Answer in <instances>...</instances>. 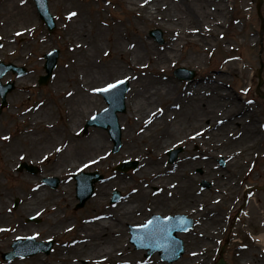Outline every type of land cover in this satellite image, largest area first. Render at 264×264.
<instances>
[{
    "label": "bare ground",
    "instance_id": "6f19581e",
    "mask_svg": "<svg viewBox=\"0 0 264 264\" xmlns=\"http://www.w3.org/2000/svg\"><path fill=\"white\" fill-rule=\"evenodd\" d=\"M70 1L79 4L78 0ZM64 2L65 0H54L53 6L62 5ZM119 3L132 15L129 26L133 30L130 32L123 26L121 20H115L104 27L100 19H93V26L89 29L86 16L75 7L64 11L65 17L69 18V13L72 12L76 15L69 18L67 25L63 26L65 33L61 38L64 39L71 58L67 68L59 73L56 85L61 92L66 93L68 109L62 134V152L51 170L57 176L68 175L105 157L106 150L111 146L108 131L95 128L89 131L88 136L82 137L80 128L84 120L103 105L92 94L93 83L114 78L115 75L130 76L132 80L126 99L128 109L124 116H120V122L122 124L123 120H131L134 131L126 129L123 132L119 158L124 155L132 156L136 148L141 147L144 154L152 156L145 160L155 162L143 167L149 168L150 172L142 170L135 175L140 179L153 178L149 184L162 187L163 192L154 197L148 194L151 193L149 189L138 190L136 194L129 195L127 200L115 206L118 208V214L113 221L104 218L95 223L96 227L83 226L80 233L86 234L87 237H75L78 243L70 248V255L67 257H72V261L69 264H78L75 258L81 254H88L85 258L98 264H141L139 258L141 253H128L132 250L130 245L125 241V237H117V233L126 236V225L136 223L138 211H142V214L146 212L147 200H150L152 203L150 209H153L162 205L161 203H168L170 196L186 201L191 193H197L198 178L192 176L190 163L184 160L173 170H169L170 165L165 163L167 158L163 156V151L174 142L179 144L189 142L190 145L195 144L196 149H200V154L197 152L199 156L194 154V161H189L194 167L202 166L204 152L224 156L229 161L227 175L218 167L216 169L217 176L228 181L220 193L223 198L225 193L232 195L235 189L231 186L236 183L238 174L251 163L259 142L261 130L256 123L258 115L255 109H248L245 104L238 102V94L233 96L224 89L225 81L216 74L219 70L212 71L207 79L193 80L180 85L176 80L161 76L167 68V63L170 65L177 59L178 50H183L185 46L193 45L197 52L195 55L180 56L188 61L193 58L197 62L202 61L204 57L201 49H207L215 38L222 36L224 21L231 12L230 0H147V2L119 0ZM249 3L250 0H242L245 9ZM2 12L5 34L16 30L23 32L35 27V16L28 0H5ZM140 23L159 25L167 33L170 42L162 52L156 51L150 40L140 36L143 34ZM83 35L90 37L89 44L81 38ZM39 39L42 40L43 35ZM101 54L104 57L100 56ZM222 69L236 71L238 65L234 60H230L223 64ZM176 89L182 90L180 95L171 92ZM160 99L167 102V105L162 109L152 107ZM42 106L33 112L31 118L21 116L19 119L29 123L21 132L22 140L19 142L27 144L31 149L47 132L37 124V121L43 118L38 113L44 115L50 111L46 101ZM208 117V123H205ZM39 129L45 132H38ZM48 131L52 136L51 129ZM155 145H160V148ZM18 146V143L7 146L6 154L17 150ZM51 152L52 150L45 151L42 157H48ZM92 154L94 156H91ZM13 159L16 160L14 153L4 156L3 159V165L8 167L5 170L8 175L14 166ZM221 180L218 182H222ZM122 181L119 178L118 182ZM112 183L108 180L103 184L104 187L101 186L103 187L101 196L95 199L96 204L100 205V199L108 200ZM62 191L65 192L62 194L63 197L64 194L69 195L68 190ZM7 197L8 193L2 190L0 232L3 235L11 229V218L7 214L9 205ZM44 197L43 190L39 189L34 191L28 200L36 203ZM219 200L220 196L216 195L207 203L208 196L206 197L205 193L201 196L195 194L192 200L197 208L201 207L202 216L209 220L210 231L221 221L220 206L217 205ZM29 203L30 201H27L23 205L22 214H26ZM27 229L13 231L11 235H7L3 245L8 246L11 238L27 236L29 234ZM208 240L212 242L210 237H202L197 245L193 243L188 254L192 261L190 264L203 262L205 254L200 251L210 248ZM249 249V252L244 253L245 263L252 262L255 259L253 256L264 255V233L249 245ZM126 252L128 257L124 254ZM187 260L189 261V258ZM147 264L171 263L161 262L154 256Z\"/></svg>",
    "mask_w": 264,
    "mask_h": 264
},
{
    "label": "rangeland",
    "instance_id": "374dc122",
    "mask_svg": "<svg viewBox=\"0 0 264 264\" xmlns=\"http://www.w3.org/2000/svg\"><path fill=\"white\" fill-rule=\"evenodd\" d=\"M53 1L54 0H49V8L56 20V28L53 31H49L44 21L40 19L34 0H28V4L31 6L35 16V27L33 29L26 28L28 30L23 32L16 30L5 34L3 28L5 20L3 19L4 14L2 12L5 0H0V40L2 41L0 60L6 63L15 62L28 69V74L23 78L18 79L16 75L13 74H7L3 78L4 82L11 79L15 80L16 88L9 93L7 98L8 104L3 108L0 114V192L4 190L5 193L7 192L9 195V197H7L9 204L7 214L11 218V229L6 235L0 233V264H5L1 252H5L11 248L10 244H12L14 238L11 239L8 248L2 244L5 243L7 235L11 234L14 230L22 231L28 228L27 230L29 234H31L32 230L34 231L36 229L41 232V237H39V239H45L47 237L55 238L53 250L49 255L39 254L34 256L35 258L13 260V262L19 261L18 264H45L46 261H48L49 264H69L72 261V257L67 256L70 255V248L76 243L75 237L79 234L81 222L75 219L79 217L78 214L74 213V206L76 203L74 198L75 188L71 175L60 176L62 184L57 189L47 187L44 189L40 188L42 180L38 178L40 175H31L25 169H23V171L18 169V165L25 161L37 165L41 170L39 173H44L46 175L54 174L51 169L54 162L59 160L62 152V134L67 121L68 100L66 93L61 92L56 84L59 73L67 68L71 58L65 47L64 39H61L65 33V27L63 26L67 25L69 20L68 17L64 16V11L75 7L78 12L86 16L89 29L93 26V19H100L104 27H107L108 24H111L115 20H121L123 26H125L129 32L133 30V28L129 26L132 15L130 11L122 7L119 0H78L79 4H75L70 0H65L62 5H57L56 7L53 6ZM229 5L231 12L224 21L222 36L215 38L212 44L207 46V49H201L204 57L202 61L197 62L195 58L188 61L180 56V54H183V56L195 55L197 52L196 47H193V45L185 46L183 50H178L179 57L177 59H174L170 65L167 63V68L163 71L164 73L161 76L169 80H176L177 84L180 85L187 83L189 80H179L174 75L173 71L178 66H184L196 71V76L193 80L207 79L212 71L219 70L216 74L221 76L225 81L226 85L224 89L233 96L238 94V102L245 104L248 109H255L258 115L256 123L261 130L259 142L251 163L238 174L236 183L231 186L232 189H235L232 191V195L229 196L228 193H225L223 195L225 198L221 197L220 193L226 184H228V181L221 180L222 177L216 174L217 167L219 170H222V172H226V175L228 174L229 166L227 165L229 161L225 160L224 156L209 155L202 151L204 152L202 156H205L203 164L201 167H194L189 161H194V154H197V152L200 154L201 152L200 149L195 148V144L190 145L189 142L179 144L174 142V144L168 147H176L178 145L185 146L178 160L173 163L165 162L170 165L168 169L173 170L174 167L184 162V160L190 163L192 176H197L198 178L196 182L197 193L195 194L201 196L205 193L206 197L208 196L207 203L216 195H219L220 201H218L217 205L220 206L219 214L221 216L219 225L215 226L214 230L210 231L209 220L205 217L201 219V212L203 211L200 210L201 207H196L195 202L192 201L195 194L191 193L188 196L190 201L187 205L193 206L195 225L190 232L180 235L185 243V253L173 264H190L192 261L190 260L191 257L188 256L189 249L191 250L194 242V245H197L202 237H210L212 242L208 240L210 248L200 251L203 252L205 256L203 257V262L199 264H215L222 252H224L228 264H264L263 254L253 256L255 259L250 263L243 262V260L245 261L244 253L250 251L249 245L253 242L252 238H259L264 233V0H250L247 6L248 10L245 9V5L242 4V0H235L233 8V0H230ZM140 26L143 29V34H140V36L150 40L156 51L162 52L165 46L170 42L167 33L156 24L145 25L140 23ZM152 29H159L162 32L164 43H159L156 38L150 34ZM41 35H43L42 40L39 39ZM81 38L86 44H89L91 40L89 36L86 37L83 35ZM53 49L60 50V56L53 76L46 85H38L39 76L44 74V54ZM100 56L104 57L103 54ZM229 60H234L237 63L238 70L223 71L222 67L224 62ZM81 73L80 71L79 74ZM123 79H127L129 82L132 80L130 76L115 75L114 78L98 80L93 83L94 88L92 94L103 104L101 107L97 108L93 114L106 107L105 100L98 91H94V89L104 88L109 83H114L117 80ZM181 91V89H176L171 92L180 95ZM43 101L47 102L50 111L44 115L38 113V115L43 116V118H41L42 120H38L37 124L45 128L47 132L45 136L32 147V149L35 148L33 151L27 144H23L22 142V144H20L19 142L22 140L21 132L29 125L28 122H23L19 119H21V116L30 117L34 114L33 112L35 110L43 107ZM166 105L167 102L160 99L157 100V103L153 104L152 107H159V109H162ZM158 114L160 115V113ZM124 115L125 113H120L119 116ZM87 119L88 118L84 120L80 128H84ZM208 120L209 117L205 119L204 122L208 123ZM48 129H51L53 133L52 136L48 134ZM92 129H95V127L90 130ZM96 129L102 130L98 127H96ZM126 129L134 131L131 120L122 121V141L123 132H125ZM42 131L41 129L38 130V132ZM89 131L87 134L82 132V137L88 136ZM5 137H7V139H5ZM176 139L177 138H175V140ZM13 143H18L19 146L17 150L12 153L9 152L11 155L14 153L16 160L13 159L12 163L14 166L8 175L5 171L7 166L3 165V159L4 156L10 155L6 154L8 152L6 150L8 149L7 146H11ZM155 146L160 148V145ZM167 149L163 151V156L165 157L168 151ZM49 150H52L51 156L42 157L45 151ZM106 151L105 157L102 158L101 162L94 163L93 168L102 171L108 167V171L112 172V165L114 169L117 163L126 158L140 159L142 167L155 162L154 160L151 162L145 160L147 157L152 158V156L144 154L141 147H137L132 156L124 155L121 158H119L120 150L116 153H112L109 147ZM199 154L196 156H199ZM91 156H94V154ZM154 157L156 158V156ZM221 160H223L224 165H222ZM142 170L149 171L150 169L145 167L142 168ZM142 170H139L138 173H141ZM113 172L115 173L116 171L114 170ZM136 172L137 171L130 170L128 172L118 173L126 179V182L129 181L127 182L129 183L127 184V190L149 189L152 192L153 187H156L160 191H163L162 187L157 185L151 186L149 184L153 178L140 179L135 175ZM219 180L222 182L219 183ZM69 181V185L64 184ZM117 183L120 185L121 182ZM38 188L43 190V195H45V197L36 203L33 200H28L34 193L32 192L33 189ZM63 189L68 190L69 195L64 194L63 197L62 194L65 193L62 191ZM16 198H19L21 203L14 209L13 205ZM1 201L2 200H0V203ZM27 201H30L29 208H27L26 214H22V207ZM43 208H45V210H42ZM35 211L43 212L41 216L42 222L36 225L38 229L36 226H34L35 228L29 226L30 223L27 221L31 213ZM98 212H101V210H98ZM68 213H70L72 220L64 218H62V220L59 219L60 217H65L64 215ZM1 223L2 222H0V224ZM71 223H74L75 228L71 232H66V226ZM202 230L205 232L209 231V233H205ZM191 238H194V240L192 241ZM124 239L132 249L128 251V253H141L139 257L141 264L150 262L151 258L154 256H156L158 260H161L157 254L146 258L143 251L134 249L129 242V237H125ZM241 246H247V248L243 250ZM261 247L262 245L259 246V248ZM124 254L128 257L127 252ZM86 255L88 254H81L75 258V261H78V264H87V262L84 261V258L87 257ZM250 256L252 255L250 254ZM39 257H42L40 258L42 261H38L40 260ZM188 258L189 261L187 260ZM43 259L47 260L44 261ZM90 263L92 264L91 261Z\"/></svg>",
    "mask_w": 264,
    "mask_h": 264
},
{
    "label": "water",
    "instance_id": "95a60500",
    "mask_svg": "<svg viewBox=\"0 0 264 264\" xmlns=\"http://www.w3.org/2000/svg\"><path fill=\"white\" fill-rule=\"evenodd\" d=\"M45 3L46 1L45 0H38V4H39V7H40V10L42 11V15L44 17H46L49 21V26L50 28H52L53 26V23H52V20H51V17L50 15L48 14L47 12V9L45 7ZM56 55L57 53L52 57L50 58L49 62H48V72L50 73L53 66L55 65V62H56ZM1 66V65H0ZM9 67L13 68L14 70H16V67L10 65ZM1 70V69H0ZM2 71H4V69H2ZM1 72V71H0ZM48 77H43L42 78V81H46ZM11 87L8 86V89L7 88H3L0 86V91L2 93V95L4 96V92H6L7 90H9ZM109 101H110V104H111V107L108 111H106L105 114L110 115L109 119H108V122L112 124V128H111V131L113 132V134H115L116 137L119 136L120 132H119V127L116 125V117H115V114H116V111L117 110H121L123 108H120L121 106H123V95H121V99L120 101L117 103V105L115 104L114 101H112V99L110 98V96L107 94V96ZM104 113L102 115H99L98 117V120L95 121L96 124H101L103 126H106V121L105 119L103 118V116L105 115ZM167 230V225L166 224H159L154 230H152L150 233H151V236L150 237H154L155 239H157L158 241H161V244L163 243H170V244H174V249H172V252L175 253L174 256L176 257L180 251L182 250L181 249V241L177 240L175 237H171V236H166L165 235V232ZM134 241H141V238L140 237H134L133 238ZM159 246H155L153 247L152 250L158 248ZM220 264H226L225 261L222 259L220 261Z\"/></svg>",
    "mask_w": 264,
    "mask_h": 264
},
{
    "label": "snow or ice",
    "instance_id": "6c2138e0",
    "mask_svg": "<svg viewBox=\"0 0 264 264\" xmlns=\"http://www.w3.org/2000/svg\"><path fill=\"white\" fill-rule=\"evenodd\" d=\"M145 2H147V0H145ZM75 15H76V13H74V12L69 13V18H71L72 16H75ZM121 83H123V81L117 80L115 83L107 84L106 87L103 88V89H94V91H105V92H107V91H109L111 89L116 88ZM5 139H7V137H5ZM151 224H152V221H149L148 224L147 225H143V227L148 228L149 225H151Z\"/></svg>",
    "mask_w": 264,
    "mask_h": 264
},
{
    "label": "flooded vegetation",
    "instance_id": "af4514ba",
    "mask_svg": "<svg viewBox=\"0 0 264 264\" xmlns=\"http://www.w3.org/2000/svg\"><path fill=\"white\" fill-rule=\"evenodd\" d=\"M88 213V215L91 213V209L87 210L86 211ZM80 215L83 216L84 215V212L83 210L79 211Z\"/></svg>",
    "mask_w": 264,
    "mask_h": 264
}]
</instances>
